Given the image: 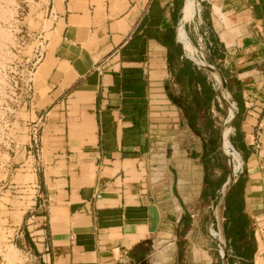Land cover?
I'll use <instances>...</instances> for the list:
<instances>
[{
    "label": "crops",
    "instance_id": "0c3cea01",
    "mask_svg": "<svg viewBox=\"0 0 264 264\" xmlns=\"http://www.w3.org/2000/svg\"><path fill=\"white\" fill-rule=\"evenodd\" d=\"M209 1L206 26L191 32L210 31L209 60L238 103L232 142L245 160L215 206L221 219L208 201L228 176L223 112H213L205 73L183 57L184 0H60V33L29 110L39 125L29 236L40 264H224L207 234L212 221L227 244L253 242L264 193V0Z\"/></svg>",
    "mask_w": 264,
    "mask_h": 264
},
{
    "label": "rangeland",
    "instance_id": "374dc122",
    "mask_svg": "<svg viewBox=\"0 0 264 264\" xmlns=\"http://www.w3.org/2000/svg\"><path fill=\"white\" fill-rule=\"evenodd\" d=\"M59 1L0 0V264H18L26 258L27 252L35 254L29 233L36 230L32 208L39 182L36 170V147L29 145L33 142L31 138L33 127L38 121L30 119L29 110L35 108L34 88L38 66L44 57L48 56L60 33L61 25L57 17ZM184 2L182 8L187 3L186 0ZM203 5L204 3H202L201 11L203 22L198 28L206 26L207 10L203 8ZM197 21L198 19L186 26L187 33L194 43L197 35L192 34L191 31L198 25ZM209 38L213 41L210 31ZM32 116L34 118L33 114ZM220 121L217 125L220 129L219 136L221 135ZM38 126L37 124L36 129ZM224 134L226 135L225 130ZM36 144L38 148L39 143ZM219 151L229 174L226 157L220 148ZM258 156L262 160L256 164V169L264 177L262 146L258 147ZM222 159L219 156L218 166L221 170L224 169ZM243 165V172H245V160ZM226 180L227 178L224 182ZM222 185L217 198L212 203L208 201L209 206L213 204V207H210L211 212L215 206H220V196L225 195L221 191ZM258 204V211L255 216L253 215L251 226L253 257L250 259L243 255L240 256L242 259L239 258L238 245L228 244L233 249V256L228 257L230 264H257L255 263L256 255L262 257L264 261V193ZM257 218L261 219L263 225L258 224ZM207 234L209 235V232ZM212 245L216 248L215 241ZM191 246L193 245L185 244L183 250L188 251ZM259 246H261V252H258ZM218 260L221 261L219 256ZM229 261L224 259L223 262L229 264Z\"/></svg>",
    "mask_w": 264,
    "mask_h": 264
},
{
    "label": "built area",
    "instance_id": "2783aa9c",
    "mask_svg": "<svg viewBox=\"0 0 264 264\" xmlns=\"http://www.w3.org/2000/svg\"><path fill=\"white\" fill-rule=\"evenodd\" d=\"M210 3L209 0H200V3ZM198 22V25H201L203 20L200 19ZM197 38L195 39V43L192 41L193 45L195 46V51L193 53H189L184 48L183 44L180 42L182 46V53L184 58L190 59L194 66L205 73L207 80L209 81L213 92V112L221 111L223 112V115L221 117V135H220V146L222 153L226 157L227 163L229 165V174L227 176V180L223 183L222 188L224 185L229 183V186L235 183L240 175L243 172L244 169V160L242 158L241 152L239 149L234 145L232 142V137L235 135L236 128L234 126V121L236 119L239 106L234 98L232 92L227 87V79L226 77L219 71L218 67L212 63L208 59V55L210 54L211 48L213 47L214 43L209 38V31L207 28H203L202 31H199L197 34ZM226 126H229V130L226 132V135L224 134V129ZM38 129H36V124H34L33 127V133H32V140L33 142H30V147L35 146L36 147V159L39 160V147L37 148L39 142L36 132ZM262 150L264 151V143L262 145ZM228 186V187H229ZM221 188V191H222ZM223 193V191H222ZM215 219H218V212L214 209L213 210ZM32 217H34L32 215ZM41 223V236L45 239L46 233L45 228ZM208 232L211 239H213L216 242V250L218 252L219 258L224 261L227 260L228 257L233 256V249L231 246H229L226 243L224 235L221 236L220 229L215 223V221H212L208 225ZM39 235V236H40ZM38 236V237H39ZM37 241H39L38 237L35 236ZM35 242V239H33ZM43 242V240L41 239ZM26 258L23 259L18 264H40L39 258L36 254H30V252H27ZM25 260V261H24Z\"/></svg>",
    "mask_w": 264,
    "mask_h": 264
},
{
    "label": "bare ground",
    "instance_id": "6f19581e",
    "mask_svg": "<svg viewBox=\"0 0 264 264\" xmlns=\"http://www.w3.org/2000/svg\"><path fill=\"white\" fill-rule=\"evenodd\" d=\"M186 1L187 3L182 9L181 16L179 17V21L176 26V30H177L178 41H180L183 44L186 51L191 54L195 51V46L193 45L187 33L186 26L189 23L195 22L196 19H198V21L202 19L201 17L202 4L200 3V0H186ZM224 130L227 132L229 130V126H226ZM228 186L229 183L224 185V187L222 188L223 193H226ZM218 216L221 219L220 214H218ZM220 233L221 236L224 235L222 229L220 230ZM224 264H228V263L224 262Z\"/></svg>",
    "mask_w": 264,
    "mask_h": 264
},
{
    "label": "trees",
    "instance_id": "16d2710c",
    "mask_svg": "<svg viewBox=\"0 0 264 264\" xmlns=\"http://www.w3.org/2000/svg\"><path fill=\"white\" fill-rule=\"evenodd\" d=\"M239 179V178H238ZM238 181V180H237ZM236 181V182H237ZM237 252L240 254V255H245V256H248L250 259L253 257V253H254V244L253 242H250L248 244H241V245H238L237 247ZM221 260V259H220ZM227 260L229 261V258H227ZM229 264H230V261H229Z\"/></svg>",
    "mask_w": 264,
    "mask_h": 264
}]
</instances>
